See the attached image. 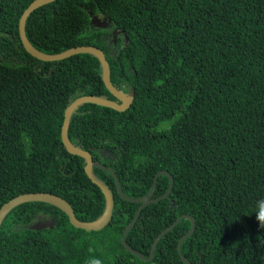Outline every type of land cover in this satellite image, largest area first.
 Segmentation results:
<instances>
[{"label":"trees","instance_id":"1","mask_svg":"<svg viewBox=\"0 0 264 264\" xmlns=\"http://www.w3.org/2000/svg\"><path fill=\"white\" fill-rule=\"evenodd\" d=\"M32 1L0 0V208L22 193L49 192L93 221L105 197L85 160L62 143L64 111L82 95L115 98L95 56L45 62L25 50L19 19ZM25 29L47 54L102 49L112 83L134 91L125 111L81 105L68 132L114 169L130 197L147 195L158 171L173 175L169 196L144 207L127 233L130 247L149 258L157 235L190 214L195 230L181 250L193 264H264V228L254 216L264 198V0H55L33 11ZM95 173L114 193L106 227L86 231L51 204H21L0 227V264H185L177 244L191 221L141 260L121 243L140 204L120 197L110 173ZM169 185L159 176L154 197ZM47 220L52 228H33Z\"/></svg>","mask_w":264,"mask_h":264},{"label":"water","instance_id":"2","mask_svg":"<svg viewBox=\"0 0 264 264\" xmlns=\"http://www.w3.org/2000/svg\"><path fill=\"white\" fill-rule=\"evenodd\" d=\"M55 0H33L27 8L23 11L20 19H19V35L22 42L23 47L25 50L33 57H35L38 60L45 61V62H52V61H59L66 59L70 56L76 55V54H91L95 56L100 63L101 67V76L102 81L107 88V90L111 93V95L115 99H109L104 96H97V95H82L77 98H75L65 109L64 111V120L62 124L61 129V140L65 147V149L73 155L79 156L85 160V173L89 177V179L96 184L102 191L104 197H105V209L102 215L93 220V221H82L78 219L74 213V210L71 206V204L62 198L61 196L49 192H29V193H22L19 194L6 203H4L0 208V227L7 217V215L17 206L29 203V202H42V203H48L51 204L59 209H61L69 218V221L72 226L79 229H84L86 231H100L104 227H106L109 222L112 219L113 216V210L115 206V200H114V193L111 187L100 177H98L95 173V168H100L104 171H107L110 173L114 180H115V187L117 190V193L122 197L123 199L133 202V203H139V207L137 209V212L133 218V220L125 227L123 231V235L121 238L122 245L132 254L139 257L141 260L150 261L154 258L155 250L157 247V244L161 240L162 237H164L167 233H169L182 219H188L191 221V228L189 231L183 235L177 244L178 254L181 258V260L185 264H193L183 253L181 250L182 243L190 237L194 230H195V219L190 214H182L179 216L174 223L166 227L163 231H161L157 237L154 239V242L151 246V252L149 258H146L142 253L139 251L133 249L129 246L126 240V235L130 231V229L135 225L141 210L155 202H158L162 199H165L169 196L171 193L172 187L174 185V177L173 175L168 172L167 170H160L156 173L154 176L153 185L150 189V192L141 197H130L126 195L120 185L119 178L111 167L105 166L101 162L94 161L93 157L90 153V151L85 150L81 147H78L74 145L69 138V126H70V119L72 115L77 111V109L87 103L96 104L104 107H109L117 111H125L127 110L133 100H134V91L131 87L128 88L127 91H124L122 89H118L111 81V70L109 63L107 61L106 55L104 51L96 46L93 45H80L76 47H71L63 52L57 53V54H47L44 52H41L40 50L36 49L31 42L29 41L27 35H26V21L29 17V15L35 11L36 9L54 2ZM92 23L97 25L98 27H106L108 25V22L106 20H101L100 18L94 16L92 18ZM161 175H167L170 179V185L168 190L159 197H154V192L156 189V183L157 179ZM54 225L53 220H47V221H38L33 225L34 229L41 230L46 228H52Z\"/></svg>","mask_w":264,"mask_h":264},{"label":"clouds","instance_id":"3","mask_svg":"<svg viewBox=\"0 0 264 264\" xmlns=\"http://www.w3.org/2000/svg\"><path fill=\"white\" fill-rule=\"evenodd\" d=\"M254 216L260 228H264V198L258 199L254 204ZM92 264H101L100 260H94Z\"/></svg>","mask_w":264,"mask_h":264}]
</instances>
